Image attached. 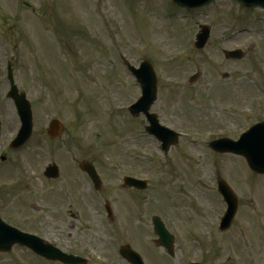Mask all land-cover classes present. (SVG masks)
I'll use <instances>...</instances> for the list:
<instances>
[{
  "label": "rangeland",
  "instance_id": "374dc122",
  "mask_svg": "<svg viewBox=\"0 0 264 264\" xmlns=\"http://www.w3.org/2000/svg\"><path fill=\"white\" fill-rule=\"evenodd\" d=\"M22 2L28 10L20 11ZM0 19V66L14 56L15 81L31 102L34 121L29 141L8 155L15 165L9 173L33 179L50 163L60 174L75 173L73 161L85 159L112 189L114 179L137 175L147 191L136 225L150 229L156 215L174 236L173 257L153 246L154 264H264V176L249 171L242 157L216 154L207 145L264 121V10L228 0L190 12L169 0H0ZM200 26L210 33L197 50ZM234 49L243 58L226 60L223 51ZM145 59L157 79L150 111L181 134L165 155L145 133L144 119L123 110L140 96L123 61L137 67ZM51 119L64 127L57 140L45 134ZM1 120L0 153L18 125L0 92ZM217 176L238 198L231 227L222 233L215 230L225 208ZM144 232L136 245L150 248L154 236ZM133 240L112 235V249L126 244L136 250ZM113 262L116 256L96 264Z\"/></svg>",
  "mask_w": 264,
  "mask_h": 264
},
{
  "label": "flooded vegetation",
  "instance_id": "af4514ba",
  "mask_svg": "<svg viewBox=\"0 0 264 264\" xmlns=\"http://www.w3.org/2000/svg\"><path fill=\"white\" fill-rule=\"evenodd\" d=\"M27 7V3L22 2L18 8L23 11L28 10ZM8 20L2 16V22ZM9 60L13 64L15 77L17 68L14 56ZM0 77H5L1 69ZM4 83L2 79L1 97L12 105L15 112L13 103L5 98ZM5 128L6 124L1 120L0 137ZM9 154L11 153L0 154V245H2L0 264H96L98 256L104 257L105 260L116 256V262L112 264H129L119 256V249L131 247L122 244L118 249L115 247L112 249L111 245L112 235L122 238L125 233L132 240L133 235L138 236V240H133L136 250L131 249L140 255L143 263H155L153 254L155 238L150 236L154 235L152 229L154 215L150 217V229L144 225H136L141 221L137 218V208L142 204L144 197L142 191L121 186L117 189L118 183L115 189H112L111 183L100 174L101 188L97 190L89 176L79 170V163L85 159L73 161L75 167L70 168L75 173L77 171L76 174L67 170L64 171L65 174L48 179L43 175V168L33 179L22 177L14 172L9 173L15 167L12 165L13 159L7 157ZM33 180L41 182L42 186L32 184ZM118 180L114 179L117 182ZM106 184L108 188H105ZM48 186L52 189L48 190ZM96 227L100 231L97 232ZM9 228L37 237L39 254L28 246L32 242L31 239L26 245L12 244L13 238ZM144 229L149 238L151 237L149 240L151 247L147 245L150 248L136 245L137 241L143 239ZM97 247L100 249L97 250ZM60 254L77 260L72 259L75 260L73 263L64 262L58 259L57 256Z\"/></svg>",
  "mask_w": 264,
  "mask_h": 264
},
{
  "label": "water",
  "instance_id": "95a60500",
  "mask_svg": "<svg viewBox=\"0 0 264 264\" xmlns=\"http://www.w3.org/2000/svg\"><path fill=\"white\" fill-rule=\"evenodd\" d=\"M175 4L185 7V8H199L204 5L209 4L213 0H172ZM241 5L247 8L261 7L264 9V0H235ZM208 28L202 27L201 33L196 37V48H202L208 37ZM226 56L241 57L239 51L226 53ZM132 73L136 76L138 82L140 83L142 96L139 101L130 108L132 115L136 116L139 112H142L149 126L146 127V131L149 134L154 135L157 139L162 142V149L164 152L168 150V147L177 141V135L163 127L158 125L156 116L154 114H149V109L151 104L155 100L156 96V78L152 67L149 63L144 62L141 64L138 70H134L129 67ZM8 79L11 84V89L8 94L17 107V113L21 121V128L17 134V137L11 143V147L17 148L27 141L31 135L32 129V119L31 110L29 103L25 100L23 93L20 95L16 93V89L13 86V79L11 70L9 68ZM61 124L57 120H52L47 129V134L51 138H56L60 135ZM211 149L218 153H233L240 155L245 158L249 168L256 173H264V122L258 123L252 126L247 132L240 136L238 142L233 143L228 140L215 141L210 143ZM82 170L91 175L93 178L97 179L95 172L91 166L86 163L81 164ZM56 172L55 168H48L45 172L48 176L49 174H54ZM127 186L131 184L127 182ZM138 186L139 188H144V184H135L133 186ZM218 191L226 201L228 205L227 212L221 222V229H226L230 225L235 210H236V200L235 196L231 193L227 185L218 181ZM154 230L158 235V244L167 249L168 253L171 254L172 250V237L164 229L163 225L157 220L154 221ZM18 241V239H17ZM33 246V245H32ZM125 257L133 258L130 256L129 252L124 251ZM135 261L137 258L134 256ZM133 262V260H132Z\"/></svg>",
  "mask_w": 264,
  "mask_h": 264
}]
</instances>
